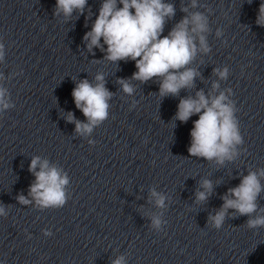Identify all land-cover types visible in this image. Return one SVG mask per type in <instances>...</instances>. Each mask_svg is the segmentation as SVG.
Returning a JSON list of instances; mask_svg holds the SVG:
<instances>
[{
    "label": "clouds",
    "instance_id": "clouds-1",
    "mask_svg": "<svg viewBox=\"0 0 264 264\" xmlns=\"http://www.w3.org/2000/svg\"><path fill=\"white\" fill-rule=\"evenodd\" d=\"M249 3L252 0H248ZM88 0H56L54 16L63 14L70 18L74 11L84 14ZM202 7L198 0H190V4L182 7L184 17L177 22L167 35H163L165 24L175 16V7L165 0H102L98 15L92 23L91 30L84 34V41L89 52L94 48L104 52V61L117 63L128 60L135 62L136 71L129 79H118L124 94L132 96L134 87L131 81L146 83L154 78L159 82V96H176L181 89L194 87L195 78L199 72L189 67L198 52L207 54L211 51L207 34L211 32L209 18L201 11H190ZM90 17H85L89 19ZM255 23L264 27V2L259 5ZM217 38L223 35L222 30L215 32ZM101 41H103L101 43ZM5 59V46L0 42V62ZM218 81L227 80L229 68L227 66L213 69ZM0 73V80H4ZM214 81L212 94L206 95L203 90L197 91L195 96L182 98L177 106L173 120L186 123L192 116H198L193 121L190 130L191 143L188 153L191 157L215 160L223 165L225 161H233L239 154V146L244 143L239 122L236 117L237 108L231 99V88L220 90V84ZM105 74L98 72L94 82L88 79L80 80L72 90V97L86 122L75 119L72 112H68L66 119L75 123V131L80 136H88L93 130L104 123L109 117L110 103L113 93L106 86ZM137 101H132L135 107ZM14 107L7 88L0 84V113ZM90 145L95 144L89 140ZM37 168L39 170L37 171ZM29 171L35 180L29 187V200L24 195H18L17 201L28 205L35 201L40 209H59L68 201L66 186L69 176L49 161L34 156L29 164ZM264 168L249 169L243 175L240 183L221 197L223 204L214 215L208 216V225L217 230L221 229L227 218L247 216L246 227L258 229L264 227V207L258 204V198L264 185ZM195 194V203L202 204L212 193L213 185L210 180L201 181ZM151 198L159 209L166 207L168 199L164 194L151 190ZM233 210L230 214L229 210ZM6 207L0 205V216H7ZM162 213L151 216V226L156 231L162 230L166 221L161 219ZM45 237L52 236L48 229L43 230ZM111 264H127L124 255L117 256Z\"/></svg>",
    "mask_w": 264,
    "mask_h": 264
}]
</instances>
